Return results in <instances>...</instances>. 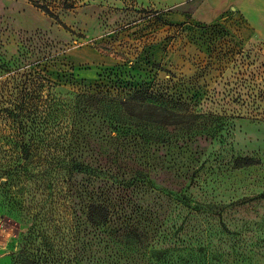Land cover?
Here are the masks:
<instances>
[{
  "label": "rangeland",
  "instance_id": "1",
  "mask_svg": "<svg viewBox=\"0 0 264 264\" xmlns=\"http://www.w3.org/2000/svg\"><path fill=\"white\" fill-rule=\"evenodd\" d=\"M198 2L124 15L108 0H0V108L31 74L120 112L87 126L112 168L94 186L102 205L112 194L108 223L88 221L81 176L35 173L0 194V264H264V43L234 11L189 22Z\"/></svg>",
  "mask_w": 264,
  "mask_h": 264
},
{
  "label": "trees",
  "instance_id": "2",
  "mask_svg": "<svg viewBox=\"0 0 264 264\" xmlns=\"http://www.w3.org/2000/svg\"><path fill=\"white\" fill-rule=\"evenodd\" d=\"M40 8L51 15L47 6ZM50 84L45 78L25 74L16 85L19 90L14 94L15 99L5 101L8 107L0 108L6 120H10V132L0 136V194H7L6 190L16 188L14 194L20 195L23 185L31 182L35 173L41 179L40 185L46 186L62 173L69 183L79 175L84 183L86 199H90L87 204L88 221L93 226L107 224V205L112 203L110 197L113 189L118 191L122 201L127 199L126 192L130 185L110 177L121 188L107 183V192L111 194L107 205L101 204L104 200H97L94 186L98 183V177L110 174L112 168L110 164L106 166L102 163L94 153L92 143L95 134L87 130V126L97 119L112 121L120 112L115 103L107 99L80 95H68V98L62 99L56 87L48 86ZM124 114H128V111H124ZM144 114L147 113L140 110L136 118ZM60 124L65 125L64 134L57 140H46L50 131L54 136L59 135ZM5 147L9 149L3 150ZM45 151L48 153L43 154ZM1 179H5L3 184ZM96 210L103 211L104 215L93 214ZM28 239L27 247L23 250L25 254L35 245L34 237ZM39 260L40 257L34 260L23 256L18 263L41 264Z\"/></svg>",
  "mask_w": 264,
  "mask_h": 264
},
{
  "label": "crops",
  "instance_id": "3",
  "mask_svg": "<svg viewBox=\"0 0 264 264\" xmlns=\"http://www.w3.org/2000/svg\"><path fill=\"white\" fill-rule=\"evenodd\" d=\"M107 1V0H106ZM182 0H108L119 12L135 14L134 11L156 7L158 11L175 8ZM155 9V8H154ZM229 11L237 12L246 21L254 36L264 43V0H199L196 7L187 15L189 22L212 24ZM176 16V12L168 13Z\"/></svg>",
  "mask_w": 264,
  "mask_h": 264
}]
</instances>
